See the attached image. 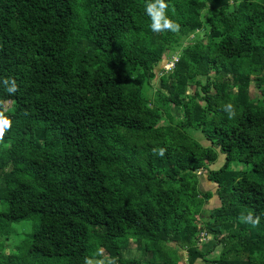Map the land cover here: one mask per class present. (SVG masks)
<instances>
[{
  "label": "trees",
  "instance_id": "16d2710c",
  "mask_svg": "<svg viewBox=\"0 0 264 264\" xmlns=\"http://www.w3.org/2000/svg\"><path fill=\"white\" fill-rule=\"evenodd\" d=\"M0 114V264H264V0H0Z\"/></svg>",
  "mask_w": 264,
  "mask_h": 264
},
{
  "label": "rangeland",
  "instance_id": "374dc122",
  "mask_svg": "<svg viewBox=\"0 0 264 264\" xmlns=\"http://www.w3.org/2000/svg\"><path fill=\"white\" fill-rule=\"evenodd\" d=\"M163 68H166V63L163 64ZM169 70V69H168ZM250 96L253 100L259 98L258 96V92L256 90H254V87L253 85L251 86L250 88ZM191 136L194 138V136H196V139L201 141L199 138V134L197 132H190ZM195 134H198V135H195ZM206 144V143H205ZM222 161L223 159L220 157L216 164L211 166L212 169L218 167L219 165L222 164ZM212 185H214L212 183ZM215 186V185H214ZM207 189H212L211 188H207ZM201 190L204 191V187H201ZM209 192H211L209 190ZM213 200L207 202L205 204V207L204 208H211L214 206V204L212 203ZM203 216L207 217V214H204ZM30 225L31 224H28L27 221H22L20 223H15L12 225V229L14 230V234H12L10 236V238L5 241L4 239H0V243H3V251L5 253H12V252H16V247L19 246L23 241L24 239L27 237V234L26 233H29L30 232ZM205 233V232H204ZM203 236V234L201 235ZM204 238V239H203ZM203 239V240H202ZM200 242V248L203 249V250H210L211 253H209V256H208V259L210 260L211 258L215 257L218 255L219 251H220V248L222 246H217L216 248L213 247L214 243H213V238L211 236H206L205 237H202L198 240ZM174 247V245H173ZM177 249V256L179 258V263L178 264H188L187 262V253L185 250H182L180 248H176ZM103 249H100L99 250V256L96 257V258H93V259H90L88 261V264H114L116 261L115 259H111V258H108L107 254L106 253H103L102 252ZM166 254V257H167V253ZM121 255H122V258H129V257H132L134 259H137V260H143V258H152V253H147V257L144 256V254H142V252L140 250H136L134 249V246H132V250L129 249V250H125V251H122L121 252ZM195 264H204L203 262H197Z\"/></svg>",
  "mask_w": 264,
  "mask_h": 264
},
{
  "label": "crops",
  "instance_id": "0c3cea01",
  "mask_svg": "<svg viewBox=\"0 0 264 264\" xmlns=\"http://www.w3.org/2000/svg\"><path fill=\"white\" fill-rule=\"evenodd\" d=\"M201 187H204V191H211L212 192V196H211V198L207 201V202H209V201H211V200H213V204H214V206H216L217 205V203H218V200H217V197H216V195H215V186L214 185H212L211 183H209L207 180H206V178L205 177H202V180H201ZM212 187V189H207V188H211ZM213 206V207H214ZM212 208V207H211ZM209 209V208H208Z\"/></svg>",
  "mask_w": 264,
  "mask_h": 264
},
{
  "label": "clouds",
  "instance_id": "9594fccd",
  "mask_svg": "<svg viewBox=\"0 0 264 264\" xmlns=\"http://www.w3.org/2000/svg\"><path fill=\"white\" fill-rule=\"evenodd\" d=\"M14 90H15L14 87L12 89H10V91H14ZM229 107H231V106H229ZM0 126H2V128H0V137H2L4 129H6L7 127L10 126V122L2 114H0ZM161 154H162V152H161Z\"/></svg>",
  "mask_w": 264,
  "mask_h": 264
},
{
  "label": "built area",
  "instance_id": "2783aa9c",
  "mask_svg": "<svg viewBox=\"0 0 264 264\" xmlns=\"http://www.w3.org/2000/svg\"><path fill=\"white\" fill-rule=\"evenodd\" d=\"M176 61V58H173V61L172 62H170V63H168V64H166V68L165 69H170V68H172V66H173V62H175ZM203 236H201V238H202Z\"/></svg>",
  "mask_w": 264,
  "mask_h": 264
},
{
  "label": "snow or ice",
  "instance_id": "6c2138e0",
  "mask_svg": "<svg viewBox=\"0 0 264 264\" xmlns=\"http://www.w3.org/2000/svg\"><path fill=\"white\" fill-rule=\"evenodd\" d=\"M0 128H2V126H0Z\"/></svg>",
  "mask_w": 264,
  "mask_h": 264
}]
</instances>
